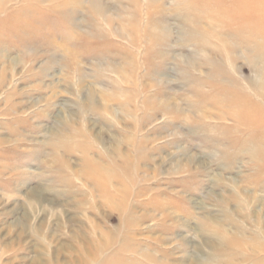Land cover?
Segmentation results:
<instances>
[{
	"label": "rangeland",
	"instance_id": "1",
	"mask_svg": "<svg viewBox=\"0 0 264 264\" xmlns=\"http://www.w3.org/2000/svg\"><path fill=\"white\" fill-rule=\"evenodd\" d=\"M0 264H264V0H0Z\"/></svg>",
	"mask_w": 264,
	"mask_h": 264
}]
</instances>
